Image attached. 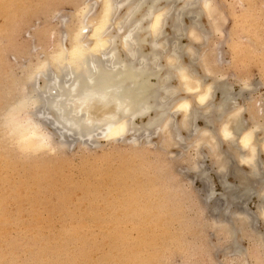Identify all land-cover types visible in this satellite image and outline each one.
Here are the masks:
<instances>
[{
  "label": "rangeland",
  "instance_id": "1",
  "mask_svg": "<svg viewBox=\"0 0 264 264\" xmlns=\"http://www.w3.org/2000/svg\"><path fill=\"white\" fill-rule=\"evenodd\" d=\"M64 2L67 0H0L1 100L11 89V78L13 80L16 74L18 63L33 62L36 57L42 59L51 48L53 30L59 33L65 18L57 15L63 9L56 5ZM213 3L220 6L222 14L226 13V17L220 18L221 23L223 18L230 21L222 29L227 39L219 48L215 40L206 42L201 50H206L211 60L217 51L218 59L210 65L218 78L222 77L223 82L231 85L234 93L240 90L244 80L249 81V89H245L242 96L245 98L238 97L236 102L244 101L247 106L256 103L262 108L264 89L261 88L260 64L264 59V0H213ZM180 4L181 1L176 3ZM198 21L203 27L208 25L205 15ZM183 22L188 26L189 18L183 17ZM164 29L171 31L170 21ZM179 42L190 43L194 48L199 46L184 35ZM184 60L188 62L187 55ZM249 65L244 75L237 70ZM195 68L203 74L200 62ZM205 79L209 81L210 77ZM172 83L177 85V80L172 79ZM219 96L216 91L215 102L219 101ZM2 109L3 106L0 115ZM146 120L144 117L136 122ZM196 124L204 125L201 120ZM49 125L45 124V128L56 140L55 130ZM99 133H95V143L66 136L65 147L27 154L13 149L0 130V264H204L207 257L201 249V240L207 238L212 217L218 213L204 207L198 211L197 207L203 205V182L193 177V171L187 170L188 162H177L175 172L170 175L157 148L162 144V137L152 128L138 132L133 137L137 143L132 145L123 140L106 141ZM181 134L188 135L184 130ZM258 136L261 137L260 132ZM146 139L151 142L144 146ZM226 148L227 144L223 143L221 149ZM199 153L205 155L199 162L207 169L209 183L218 195L222 186L215 169L217 164H212L214 160L208 156L206 147H201ZM175 154L171 149L167 153L169 157ZM192 155H195L194 149ZM259 158L264 161L263 151L259 152ZM230 159L228 171L248 173L249 168L237 163L235 156ZM233 173L226 176V181L236 184ZM172 175L179 176L180 181L172 180ZM178 183L188 186L186 192L192 193L191 201L180 194ZM263 183L255 184L254 188L261 189ZM131 192L132 195H128ZM249 195L238 198L236 208L239 205L248 214L256 213L260 197L253 192ZM221 202L218 204L223 206L224 201ZM193 204L195 212L191 211ZM197 215L204 218L208 231L200 226L199 219L193 222V216ZM254 228L257 233L264 232V224L258 219ZM255 235L251 239L249 232H242L239 247L252 264H260L264 252L256 243L259 237ZM227 250H214L212 258L217 261L236 258ZM133 254L138 257L136 261L121 259Z\"/></svg>",
  "mask_w": 264,
  "mask_h": 264
},
{
  "label": "bare ground",
  "instance_id": "2",
  "mask_svg": "<svg viewBox=\"0 0 264 264\" xmlns=\"http://www.w3.org/2000/svg\"><path fill=\"white\" fill-rule=\"evenodd\" d=\"M178 1H181L180 5H176ZM111 2L117 5V7L114 12V26L111 28L108 35V39L112 41L108 51L104 55L94 58L90 56L77 68H68L65 66L60 70L50 69L46 73L38 75L32 83L31 86L36 90L39 100L38 106L40 108V111H38L33 118L37 128L35 130V136L31 141L32 144L38 145L40 143L38 137L41 134V130L51 135L45 128V124H50L49 126L53 127L55 130L56 140H54L53 135H51V147L46 148V150L49 149V151L52 148L55 149L56 146L65 147L66 136H73L75 141L85 142L83 141L84 139L93 141L96 138L95 133L97 131H100L106 141L123 140L129 141L132 145L137 143V140H134L133 137L141 130H147L148 128H152L159 137H162V141L160 140L162 142L161 145H164L165 141H171L174 146L175 143H181L187 140L190 135L189 129L184 126L185 113L183 111H175L180 103L187 101L192 116L191 123L194 126L192 129L193 133L195 128L201 129L202 132H212L214 126L218 134L204 138V144L202 145V147L207 148L208 156L214 160L211 161L212 164H217L215 165V167H217L215 169L222 186V191L218 195L209 183L211 180L206 173L207 169H203L204 165L201 166L199 162V160L204 159L201 158L205 155L203 156L202 153L201 156V153H199V157L196 158L195 152V155H192V157L188 159L189 169L187 168V170L193 171V177L203 182V205H198V211H202V207H204V209H211V211L218 213L215 217H212V225L230 220L234 216L247 214L252 217L253 223L250 231L255 235L257 231L254 228V223L257 219V212L255 213L252 211L253 214H248L246 210L240 208L239 205L237 209L235 201L245 195L247 196V194H252V192L260 197L262 191V188H254L255 184L257 185L261 181L264 182V161L259 158V152H264V139H262L264 138V130H261L259 127L262 108L256 103H248L250 112L255 115V122L243 127L242 131H234V126L229 127V139L224 138L222 124L213 125L215 115L221 106H227L232 101H236L238 97H242L243 92L245 89H249L250 84L248 83V87H245L242 82L243 85L240 87V90L234 93L231 85L226 83V81L223 82L222 77L218 78V76H216L217 74L215 75L216 72H214V69L211 67V65L215 63L213 61H216V58L218 59V54L216 53L217 56L215 55L217 51H214L212 55V58L215 60H211V57L207 56L208 52H205L206 50H201V47L206 42L202 44L199 43L197 48H194L190 43L181 44L179 42V38L182 35L186 36L189 42H195L185 33V29H187V33H191V31H193V26L203 28L198 21L202 14L200 7H191L189 5H202L203 0H111ZM77 3L95 5L96 13L99 14L103 10L104 0H81V2ZM153 5H160L161 7L168 6L171 8V14L168 19L171 27L170 32L163 29V32L159 36H153L150 33L151 20L149 16L152 12ZM204 15L207 18V15ZM185 16H187L190 21L188 26L184 25L183 22V17ZM64 19L61 21L62 30L56 34L58 36L55 39L57 44L62 42V37L64 35L69 34L68 28L64 27ZM73 23L77 25L78 30L79 21H72L69 19V27H71ZM121 28H123V31H121ZM129 33H132V37L128 41L127 48H125L124 37L128 36ZM90 37L91 32L87 33V38L82 42L88 44V38ZM67 43L68 45L65 44V46L70 49L72 46L71 40ZM189 48H192L195 55L188 51ZM113 53H115V55H113ZM47 54L48 51L45 55L43 54L44 58ZM186 55L188 57L187 63L184 60V56ZM174 57H178L185 66H191L196 72L195 78L189 74V81L187 84L189 87L198 89V94L196 92L189 93L187 88L184 87V82H182L171 70L169 61ZM36 58L37 59L33 62L29 61L33 67L44 59ZM211 61L213 62L212 64ZM199 62L201 65L202 63L206 64L208 69L214 72L212 76H209V81H205L208 75L204 70L203 74H199L196 71L195 65ZM172 79L177 80V85L172 83ZM85 80L95 81V87L106 92L109 97V102L106 106H97L90 112L86 109L82 117L79 106L75 102L69 106L66 97L70 95L71 89L78 81L82 84ZM11 81H13L12 78ZM251 86L250 89L254 88ZM216 91L220 94L219 101L217 102H215L213 98ZM6 92H9V90ZM182 92L185 93L184 96L180 95ZM205 95L207 98L204 104H201L200 96ZM2 112L1 115H3ZM176 116H179L178 120H175ZM144 117H147L145 122L141 121L140 124L136 122L137 119ZM89 120L91 122H88ZM197 120H201L204 125L202 127L198 126L196 124ZM119 126H123L124 130L122 135L109 138L111 135L109 129H114ZM253 127L256 128V131L251 136V146L245 148L241 140H243L245 133L251 131ZM182 130L188 133L186 137L181 134ZM258 132L261 133V137L258 136ZM2 135H4V133ZM176 137L180 139L177 140ZM213 141L215 143H213ZM93 142L95 143L96 141ZM150 142L151 141L146 139L143 141V144L145 146L146 144H150ZM193 143H195L194 140ZM223 143L227 144L225 150L221 149ZM186 146L187 145H185V147ZM42 149L45 150V148H37L33 150L34 152L31 151V153L33 154L37 150L40 151ZM253 149H255V153ZM31 153L29 152V154ZM232 155L237 159V163L245 164L249 168L248 173L237 170L233 173L235 169H233V171L229 170L233 173L231 175H234L237 179L236 184L226 181V176L230 173L228 171V166H230L229 163L231 162L230 158ZM232 167L234 168V166ZM176 187L181 195L191 201L190 198H192V193L189 195L185 187L179 183ZM128 195H132V192ZM246 198L247 197L244 199ZM219 199L223 200L224 203L223 201L221 202V200L218 201ZM244 199L242 201H244ZM199 201H201V199ZM218 202L223 203V206L218 204ZM256 235H258L259 238H257ZM256 235V243L261 247V233L258 232ZM240 248L242 247H239V249ZM241 254L243 255V251H241ZM137 258L138 257H134L133 254L132 256L125 255V257L121 259L129 262L136 261Z\"/></svg>",
  "mask_w": 264,
  "mask_h": 264
},
{
  "label": "snow or ice",
  "instance_id": "3",
  "mask_svg": "<svg viewBox=\"0 0 264 264\" xmlns=\"http://www.w3.org/2000/svg\"><path fill=\"white\" fill-rule=\"evenodd\" d=\"M191 7H200L201 14L207 15L208 25L203 28L193 26V31L185 33L190 36L192 41L197 43H205L215 40V46L221 47L224 40L227 39L226 32L223 31L224 24L229 23L228 19H223V23L220 22L222 16L226 17V13L220 12V6L213 3V0H203L202 5H189ZM57 8L63 9L58 12L57 15H63L64 27L68 28L69 34L62 37V42L57 44L55 41V30H53V43L52 47L48 49V54L42 62L38 63L34 67L29 61H25L23 64L18 63L16 74L13 77V85L8 94L0 100V104L3 106V115H0V130L3 131L5 140L10 144L13 149L20 152H31L37 148H50L52 143V136L47 132L41 130V134L38 137L40 143L38 145L32 144V139L35 136V130L37 128L34 122L35 114L40 111L39 100L37 98L36 90L32 88V83L36 77L40 74H44L50 69L60 70L67 66L68 68H77L81 63L85 62L90 56L97 57L104 55L108 49L111 40L108 39L109 32L114 26V12L117 5H114L111 0H104L103 10L97 14L96 6L88 3H77L67 0V2L56 5ZM171 14V8L168 6L161 7L160 5H153L152 12L149 16L151 20L150 33L153 36H159L168 23V19ZM154 17V19H153ZM69 19L72 21H79L78 30L75 23L69 27ZM139 27V26H138ZM123 31V28H121ZM91 32V37L88 38V44H84L82 41L87 38V33ZM132 33L124 37L125 48L128 46V41L131 39ZM71 40V48L65 46V44ZM188 51L195 55L192 48ZM115 55V53H113ZM171 70L184 82V87L187 88L189 93H199L198 89L189 87L187 82L189 81V74L195 78L196 72L191 66H185L183 62L174 57L169 61ZM201 67L207 73L208 76L214 74L213 71L208 69V66L202 63ZM249 66L238 67L237 70L244 75ZM260 77L261 88L264 89V59L260 64ZM199 82V81H197ZM244 86L248 87V80L243 81ZM205 96H200V103L204 104ZM69 106L75 102L80 109V114L83 117L85 110L89 112L100 105L106 106L109 102V97L106 92L99 90L95 87V81L85 80L82 84L78 81L77 84L71 89V93L66 97ZM175 111H183L185 113V127L189 129V138L181 143L165 141L164 145H157L162 153V158L166 162V170L169 174H173L176 169L177 162L187 163V158L192 157L193 149L196 152V158L199 157V152L204 144V138L210 135H218L216 129L213 126L212 132L201 131L199 128H195L193 133V124L191 123L192 116L189 111V104L187 101L180 103ZM247 118V119H246ZM255 115L250 112L247 104L244 101L236 102L232 101L229 105H222L217 111L213 120V125H223V135L225 139L230 138L228 131L229 127H233L234 131H242L243 127H246L250 123L255 122ZM88 122H91L90 120ZM261 130H264V107H262L260 113ZM123 126L117 128H110V137H119L123 133ZM256 131L253 127L251 131L246 132L241 143L245 148L250 147V139L252 134ZM31 133V134H29ZM179 140V137H176ZM264 139V138H262ZM193 140L195 143H193ZM213 143H215L213 141ZM187 145V147H185ZM169 149L176 152L175 155L169 157L167 155ZM255 153V149H253ZM223 170V169H221ZM172 179L175 182H179V176L172 175ZM187 185L185 188L187 190ZM262 191L260 193V206L257 210V219L260 223L264 224V184L261 185ZM190 195V193H189ZM191 211L195 212V204L191 206ZM199 219L200 226L208 231V226L203 223L204 218L200 215L193 216V222L195 223ZM252 217L249 215L234 216L230 220L219 224H213L211 230L208 231L207 238H202L201 249L206 255L207 259L204 264H252L247 259V253L241 254L239 249V239L242 232H249L251 239H254V235L250 233L252 227ZM261 250L264 252V232L260 236ZM228 249L230 255H234L236 258L225 259L221 261L214 260V250ZM235 249V251H233ZM173 264V262H169ZM188 264V262H184ZM260 264H264V259Z\"/></svg>",
  "mask_w": 264,
  "mask_h": 264
}]
</instances>
